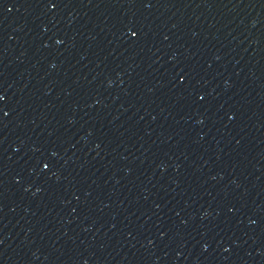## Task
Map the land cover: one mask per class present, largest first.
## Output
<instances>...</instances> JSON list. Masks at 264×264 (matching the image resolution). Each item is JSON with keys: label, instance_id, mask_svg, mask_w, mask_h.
Instances as JSON below:
<instances>
[{"label": "water", "instance_id": "obj_1", "mask_svg": "<svg viewBox=\"0 0 264 264\" xmlns=\"http://www.w3.org/2000/svg\"><path fill=\"white\" fill-rule=\"evenodd\" d=\"M0 97V264H264V0H0Z\"/></svg>", "mask_w": 264, "mask_h": 264}, {"label": "snow or ice", "instance_id": "obj_2", "mask_svg": "<svg viewBox=\"0 0 264 264\" xmlns=\"http://www.w3.org/2000/svg\"><path fill=\"white\" fill-rule=\"evenodd\" d=\"M48 6L53 7L54 5L52 3H49ZM0 99H2V97H0Z\"/></svg>", "mask_w": 264, "mask_h": 264}]
</instances>
